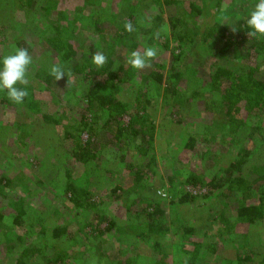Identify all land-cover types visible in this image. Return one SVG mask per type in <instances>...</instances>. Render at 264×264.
<instances>
[{
    "label": "trees",
    "instance_id": "trees-1",
    "mask_svg": "<svg viewBox=\"0 0 264 264\" xmlns=\"http://www.w3.org/2000/svg\"><path fill=\"white\" fill-rule=\"evenodd\" d=\"M67 1L0 0V58L24 45L7 30L31 21L45 34L42 51L28 46L24 103L0 90V264H264V36L246 24L256 0H123L72 29ZM148 47L157 55L132 67ZM58 88L76 112L63 113ZM50 181L54 193L40 192Z\"/></svg>",
    "mask_w": 264,
    "mask_h": 264
},
{
    "label": "rangeland",
    "instance_id": "rangeland-1",
    "mask_svg": "<svg viewBox=\"0 0 264 264\" xmlns=\"http://www.w3.org/2000/svg\"><path fill=\"white\" fill-rule=\"evenodd\" d=\"M4 1V0H3ZM70 1V2H69ZM125 1V0H124ZM123 0H84V1H82V0H68L67 1V3H66V10H68V11H65L66 12V14H65V17H64V15L62 14L61 15V18H63L65 21H66V23L64 24V25H66V27H70L71 29L75 26V24H73L74 23V21H73V19L74 18H76V19H78V23L76 22V26H78L79 24H81V22L83 23L84 22V20L83 19H81L82 18V16H81V14H83L84 16H85V18H86V22H87V20L88 19H91V18H93L94 17V15H96L97 13H96V10H98V13L100 12V11H102L103 9L105 10V13L106 14H111V13H113V12H115V11H118V10H120L119 8H121V7H126V4H128L127 2H124ZM85 2H87L88 3V5H85L84 6V3ZM78 3H80V4H78ZM95 4V6L93 7L91 4ZM98 5V6H97ZM123 5V6H122ZM170 9L172 10L173 9V7H171V8H168L167 7V9H166V13L168 14V16L170 15ZM57 11L58 10H55V11H52L49 15L53 18L54 16H56V18H58V13H57ZM96 13V14H95ZM25 14V13H24ZM78 14H79V16H78ZM21 17V15L19 16V18ZM2 19H4L5 17H1ZM23 18L24 19H26V17L25 16H23ZM60 18V17H59ZM21 19V18H20ZM62 19V20H63ZM5 20V19H4ZM17 20H18V18H17ZM50 21H51V19H50ZM73 21V22H72ZM1 22H2V20H1ZM14 23H16V20L12 23V24H14ZM6 29H10V28H15V27H11V25H10V23H7L6 24ZM19 27V29H15V31H13V32H11V31H9V30H7L6 32H7V34H12V33H16V35H17V37L19 38V40L24 44V45H20V48H27L28 50L30 49V47H28V46H31L32 48V53H35V52H37V53H39V51L41 50L42 51V45L44 44V39L42 38V36L43 35H45L43 32H40L39 30V28H37L36 26H34L33 25V23H31V21L30 22H26L25 23V26H24V24L21 26V25H19L18 26ZM12 30V29H11ZM77 34H81V32H80V29H78L77 28V32H76ZM200 33H202V32H200ZM18 38L17 39H13L11 42H14V41H17L18 40ZM12 39V38H11ZM3 40V38L0 36V42ZM14 46H15V44H13ZM172 45H173V43H172ZM7 46V43L6 42H4V40H3V42L2 43H0V52H4V50H5V47ZM47 47V46H46ZM8 46H7V48H6V52L8 51ZM12 49V48H11ZM11 51H13V49L11 50ZM196 54V51H194L191 55H192V57H193V60L194 59H196V56H195V54ZM201 60V59H200ZM199 60V61H200ZM205 61H206V59L204 60L203 59V66H205V67H209V65H211V61L210 60H207L209 63L207 64V63H205ZM207 64V65H206ZM200 65V64H199ZM34 67H35V65H34ZM31 68H33V66L32 67H29L28 68V70L29 71H31L32 69ZM204 68V67H203ZM205 69V68H204ZM200 70V69H199ZM201 72V71H200ZM202 74V73H201ZM264 76V75H263ZM28 82H29V78H28ZM60 83H62V82H59V84ZM64 87V84L62 85V88ZM72 90H74V89H72ZM57 93H61V95H59V97H60V99L65 103L62 107H61V110L63 111V113L65 114L66 112H76V110L74 109V108H69L67 105H66V103H70V101H71V97H70V95L68 96V97H63V93H62V91H61V89L60 88H58L57 89ZM77 93H79V92H77ZM47 95V93L45 94V96ZM72 97H73V95H72ZM46 99V98H45ZM64 99V100H63ZM44 104H46V103H44ZM150 109H152V107L150 108ZM153 111V110H152ZM152 111H151V113H152ZM0 113H1V111H0ZM61 113V112H60ZM63 114V117L66 119V120H70V118L69 117H67V116H65ZM78 116H79V114L78 113H76L74 116H72L73 118H72V122H73V125H74V122L75 123H77L76 121H79V118H78ZM25 116H22L21 114H19V115H17L15 118H16V121H24L25 119H23ZM161 118H162V116H160V114L158 113L157 114V121L159 122V120H161ZM12 119H14V118H12ZM124 119L127 121L128 120V117L127 116H125L124 117ZM5 124V123H4ZM36 124H38V125H40V123H39V121H37L36 122ZM78 125V124H77ZM77 125H75V126H73V128H75V129H77ZM84 136V139H86L87 138V136H86V134L85 135H83ZM37 146H39L40 147V152L42 153V152H45V150H44V148H46V146H47V143L45 142V141H39L38 142V144H37ZM182 159L184 160V161H186V159H184L183 157H182ZM49 160H50V162H55L54 161V159H52L50 156H49ZM61 160H62V162L63 163H70L69 161H67L64 157H61ZM114 162L113 163H111L110 162V165L111 166H113L114 167V169H119L121 172H122V174L124 175V176H126V178L128 179V182L127 181H124V183L126 184V186H129L128 188H131V183H133V180L130 178V176H129V174H128V170H127V168H121V167H115L114 165ZM161 173H162V171H161ZM110 174H105V177L103 178V179H106L107 178V176H109ZM53 180V179H52ZM58 180V179H57ZM41 184H43V185H39L40 186V189H39V187H37V186H35V185H33L32 187H31V192L32 191H34V190H36V189H39L40 190V192H44V193H46V192H48L49 194H53L54 193V188H53V181H50V183L49 182H43V183H41ZM17 186V185H16ZM53 188V189H52ZM163 193H165L166 194V192L164 191V190H161ZM168 193V192H167ZM47 194V193H46ZM167 195V194H166ZM165 195V196H166ZM125 199H126V197H125ZM124 204H125V201H118V200H114L113 201V203H112V205H111V208H112V210H114L115 211V213L117 214V217H118V219H119V222H125V219H124V216H123V214H124ZM51 218H53V217H51ZM74 264H77V263H75L74 262Z\"/></svg>",
    "mask_w": 264,
    "mask_h": 264
},
{
    "label": "clouds",
    "instance_id": "clouds-1",
    "mask_svg": "<svg viewBox=\"0 0 264 264\" xmlns=\"http://www.w3.org/2000/svg\"><path fill=\"white\" fill-rule=\"evenodd\" d=\"M229 24V23H228ZM246 24L253 35L264 36V0H256L248 17ZM232 32L238 30L237 22L229 24ZM126 30L132 31V25L126 24ZM157 55L156 49L148 47L143 53L134 51L131 53L129 62L132 67L142 69L147 62ZM93 63L101 66L106 62L103 53L92 54ZM32 63V57L27 48H16L9 55L0 58V90H6L8 98L16 105L24 103L27 91L18 85H26L28 68ZM51 73L56 80L63 78L66 74L59 66H52Z\"/></svg>",
    "mask_w": 264,
    "mask_h": 264
}]
</instances>
